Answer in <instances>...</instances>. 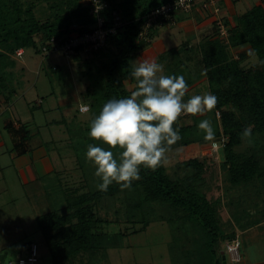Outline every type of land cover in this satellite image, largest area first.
I'll return each instance as SVG.
<instances>
[{
    "label": "trees",
    "instance_id": "16d2710c",
    "mask_svg": "<svg viewBox=\"0 0 264 264\" xmlns=\"http://www.w3.org/2000/svg\"><path fill=\"white\" fill-rule=\"evenodd\" d=\"M170 1L172 0H156L154 6L147 7L137 5L138 1L121 5L109 4V9L104 13L105 17L110 18L112 12H117L121 24L114 34L107 36L105 48L113 46L116 54L109 62L102 63L106 81L100 93L94 94V102L87 113L97 115L107 100L128 97L137 90V82L130 76L131 60L147 43L138 36L143 23L140 18ZM38 2L39 17L36 16ZM42 2L48 5L46 10L42 9ZM235 21L229 35V44L232 47L249 46L257 63L243 68L240 62L229 59L225 45L219 40L212 45H205L202 55L208 92L218 98L214 115L216 111L220 113L222 130L210 142L220 134L228 138L221 154L224 153L226 169L233 185L264 178L263 158L259 159L256 154L233 151L240 145L246 127H251L258 134H264V8L254 7ZM94 24L90 9L84 5L83 0H0V48L14 55L17 50L25 51L27 48L43 54L41 44L50 38H63L71 34L74 27H80L79 33L89 32ZM108 26L106 23V27ZM148 38L151 39V36L148 35ZM177 56V51H170L160 60L164 62L170 57L172 64L179 67L181 63L176 62L179 60ZM15 65V61H6L5 55L0 54V99L3 98L4 101L12 95L8 82L13 78L12 70ZM179 72H169V75H179ZM126 82L133 84L131 90L126 87ZM181 121H176L173 126L179 129L182 138L169 146L168 152L181 146L183 151L180 164L186 171L194 174L183 178L180 183H175L165 174L161 162L155 169L141 167L140 179L133 181L130 188H122L114 182L107 191L97 189L96 185L101 181L93 176L95 170L92 176H83L86 192L75 188L70 193H65L66 205L63 208L44 214L38 219L39 229L54 264L95 249V238L102 237L98 233V226L103 222L98 216L97 208L109 201L114 203L119 194H125L122 200L118 197L124 214L128 217L136 211L140 213L142 219L139 222L143 228L149 223L145 216L151 211L154 212L153 206L156 205L177 215V219H182L181 225L191 224L199 228L204 237V252L208 254L204 264H222L220 260L224 259L221 252L225 257V250L223 247L216 250L218 234L221 233L216 221L220 199L208 197L196 186V182L202 181L204 177L208 161L197 154L196 141L191 140L193 129L197 130L198 127L179 126ZM113 151L118 154L119 149ZM131 193L138 201L134 202L129 198ZM119 212L118 209L116 214ZM234 237L225 236L223 240L226 242Z\"/></svg>",
    "mask_w": 264,
    "mask_h": 264
},
{
    "label": "rangeland",
    "instance_id": "374dc122",
    "mask_svg": "<svg viewBox=\"0 0 264 264\" xmlns=\"http://www.w3.org/2000/svg\"><path fill=\"white\" fill-rule=\"evenodd\" d=\"M46 6H48L46 3H41L42 9L46 10ZM37 8L39 2L36 5L38 10L36 16L39 17ZM102 50V52L100 50L82 53L74 57V61L71 62L72 59L63 57L59 52L37 54L32 48H27L23 50L21 57H17L8 50L0 48V54L5 55L6 61H15L19 68L24 66L22 62L27 66L24 72L27 86L19 89L17 98L22 99V94L28 89V92L24 93L29 102L28 108L37 114L44 148L49 152L56 169L51 180H44L43 196L46 195L44 199L48 201H52V198L56 199L55 203L52 201L54 205L50 209H47L46 204L42 202L44 199L40 198L37 204H30L21 195L0 198V264H7L9 260L26 255L32 243L38 246L40 264H54L39 229L38 219L44 214L63 208L66 205L65 193H70L75 188L86 192L83 176H92L94 173L95 166L86 161L85 153L89 143L98 142L88 136L89 124L95 115L90 112L80 113L77 108L79 104L91 106L94 102V94L100 93L101 87L105 84L102 63L109 62L116 54V49L109 46ZM169 62L165 74L180 71L178 74L183 75L185 71L179 70V67ZM252 63H257L255 56L244 61L242 67H248ZM195 66L196 72L192 74H199L194 76L196 78L193 81L187 82L188 92L184 97L185 100L192 95L208 92L207 83H200L190 88L194 81H199L200 74L203 76L202 69L200 71L198 65ZM17 67L14 70L19 72L20 69ZM126 87L129 90L133 88L129 82H126ZM37 94L45 101L42 107L36 110V103L33 101ZM63 101H65L64 105H62ZM202 119L211 120L215 131L214 138L222 131L220 122L214 115V109L193 115L182 120L178 125L197 127ZM201 137L204 138L203 130L193 129L191 140L196 141L199 156H202L210 142L206 139L201 140ZM182 151L183 148L178 146L166 153V159L162 161L165 174L175 183H180L183 178L194 174L186 171L180 164ZM233 151L256 154L259 159H264V134H258L252 129V136L250 138L243 136L240 145ZM224 160V153L219 154L217 160L208 159V167L202 181L196 182L198 189L208 197L220 199L216 215L217 227L221 232L218 234L216 246L218 251L222 248L225 236L229 238L235 233L239 235L243 233L244 223L247 222H244L247 214L244 193L250 188L249 185L252 184L251 189L261 188V183L258 181L231 184ZM124 195L119 194L118 197L120 196L122 200ZM130 195L131 200L138 201L132 193ZM118 197L114 203L109 201L105 203L106 205L101 204L97 208L98 216L103 222L98 226V233L102 234V237L97 235L98 238H95V249L57 264H204L205 259L207 260L208 254L204 252L202 245L204 237L199 228L191 224L181 225L182 219H177V215H173L169 209L158 205L153 206L154 212L151 211L145 216L149 223L143 228L139 222L142 215L136 211L127 217L120 208L122 203ZM118 209L120 212L116 214ZM56 240L58 241L59 238ZM219 258L221 259L220 256ZM220 263L223 264V261L220 260Z\"/></svg>",
    "mask_w": 264,
    "mask_h": 264
},
{
    "label": "crops",
    "instance_id": "0c3cea01",
    "mask_svg": "<svg viewBox=\"0 0 264 264\" xmlns=\"http://www.w3.org/2000/svg\"><path fill=\"white\" fill-rule=\"evenodd\" d=\"M133 1H138L137 5L142 7L154 6L156 3V0H110L109 4L121 5ZM209 1L211 0H195L190 11L176 12L168 20L161 21L149 32L151 39L133 56L131 66L137 59H154L164 65L165 72L171 58L167 57L164 62L160 58L170 51H177L179 60L176 62L181 63L178 64L179 69L185 71L183 75L188 81H193L196 78L194 76L199 74H192V72H196V64L200 71L202 69L203 76L199 75V77L201 76L199 81H194L190 87L193 88L194 85L207 83L202 68L205 45H212L219 40L223 46L225 45L229 59L238 61L241 65L244 61L253 58L254 55L249 46L232 47L229 44V35L235 26L236 18L254 7L264 8V0H212V6L207 9L203 8V4ZM215 8L218 10L217 12L214 11ZM217 21H221L226 27L228 32L226 39L218 36ZM73 61L72 59L71 62ZM22 63L24 66L21 68L17 67L18 65L13 68V78L8 82L12 95L6 101L3 98L0 99V198L20 197L21 195L30 204H37L39 198L44 199L46 196H43L44 180L53 178L52 175L56 169L49 152H46L44 148V140L37 123L39 121V119L37 121V114L28 108L29 102L24 94L28 92V89L22 94V99L17 98L19 89L27 86L24 74L27 66L24 62ZM16 67L20 69L19 72L14 70ZM129 84L133 86V84ZM44 101L37 94L33 101L36 103L35 109L42 107ZM64 103L65 101L62 105ZM81 106L84 105L79 104V107ZM79 107L77 108L78 112H80ZM191 116L193 115L178 120H185ZM202 157L213 160L208 158L205 152L202 153ZM254 181L260 182L261 188L259 190L258 188L251 189V184L248 191L246 190L244 193L247 210L244 222H247L244 223L242 235L238 233L234 235L239 236L241 242L240 260L231 262L229 256L225 255L223 264H264V189H262L264 178L251 180L250 183ZM55 200L52 198L54 203ZM52 201L44 199L42 202L46 204L47 209H50L54 205ZM233 228L235 229L234 223Z\"/></svg>",
    "mask_w": 264,
    "mask_h": 264
},
{
    "label": "clouds",
    "instance_id": "9594fccd",
    "mask_svg": "<svg viewBox=\"0 0 264 264\" xmlns=\"http://www.w3.org/2000/svg\"><path fill=\"white\" fill-rule=\"evenodd\" d=\"M130 76L137 90L128 97L107 100L89 124L88 136L100 143H89L85 158L95 166L100 191H107L114 182L130 188L140 179L141 167H158L169 146L182 138L173 126L182 113L203 114L218 103L211 92L185 100V77L165 74L164 65L154 59L133 61ZM197 127L203 130L204 139L214 138L210 119L200 120ZM243 136H252L251 127L244 129ZM117 148L118 154L113 151Z\"/></svg>",
    "mask_w": 264,
    "mask_h": 264
},
{
    "label": "built area",
    "instance_id": "2783aa9c",
    "mask_svg": "<svg viewBox=\"0 0 264 264\" xmlns=\"http://www.w3.org/2000/svg\"><path fill=\"white\" fill-rule=\"evenodd\" d=\"M110 0H83L84 5L88 6L90 13L95 20V24L89 32L79 33L80 27H74L73 32L63 38H50L41 44V51L43 54H50L59 52L61 55L69 60L82 55V53L99 52L102 50L107 41L109 34H114L115 30L120 26V15L117 12H112L110 18H106L104 13L109 9ZM195 0H173L154 10L147 15L140 18L143 21L140 27L139 38L149 42V31L159 25V21L168 20L172 14L176 12H188L194 6ZM213 1L203 4V8L207 9L212 6ZM215 12L218 10L215 8ZM111 23H109V22ZM108 23V27H106ZM218 27V36L226 39L228 32L221 21L216 22ZM24 51L22 49L16 51V56L21 57ZM80 113H87L88 106L79 107ZM216 117L220 118V113L215 112ZM191 114L182 113L178 119L189 116ZM177 119V120H178ZM228 138L223 134L211 141L205 150V155L213 160L218 159V155L227 144ZM241 242L239 236H235L231 240L224 243V250L229 256L231 262H238L240 260ZM39 249L36 244H30L26 255L20 256L15 260H10L7 264H39Z\"/></svg>",
    "mask_w": 264,
    "mask_h": 264
},
{
    "label": "water",
    "instance_id": "95a60500",
    "mask_svg": "<svg viewBox=\"0 0 264 264\" xmlns=\"http://www.w3.org/2000/svg\"><path fill=\"white\" fill-rule=\"evenodd\" d=\"M221 254H222V259H224L225 257H224V254H223V252H221Z\"/></svg>",
    "mask_w": 264,
    "mask_h": 264
}]
</instances>
